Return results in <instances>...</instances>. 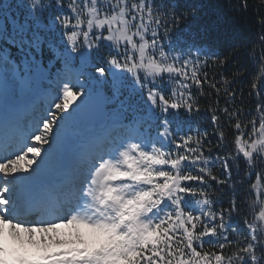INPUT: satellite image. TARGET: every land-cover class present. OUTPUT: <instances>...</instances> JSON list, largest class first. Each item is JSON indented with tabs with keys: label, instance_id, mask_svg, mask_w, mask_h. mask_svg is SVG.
Here are the masks:
<instances>
[{
	"label": "snow or ice",
	"instance_id": "1",
	"mask_svg": "<svg viewBox=\"0 0 264 264\" xmlns=\"http://www.w3.org/2000/svg\"><path fill=\"white\" fill-rule=\"evenodd\" d=\"M183 7L0 0V264H264V0L250 71Z\"/></svg>",
	"mask_w": 264,
	"mask_h": 264
},
{
	"label": "trees",
	"instance_id": "2",
	"mask_svg": "<svg viewBox=\"0 0 264 264\" xmlns=\"http://www.w3.org/2000/svg\"><path fill=\"white\" fill-rule=\"evenodd\" d=\"M240 2L241 0H181L184 6L182 11L198 9L194 17L190 16L185 24L181 25L186 33L197 36L201 40L212 41L213 52L228 54L233 48L239 51L230 72L241 63L248 66L249 71L251 70L244 42L253 40L255 33L259 31L258 27L254 26L255 10L252 8L248 11L243 10ZM256 2L258 0H249L250 5ZM4 47V43L0 41V49ZM12 54H17L15 48L12 49ZM244 85V91L247 93V81Z\"/></svg>",
	"mask_w": 264,
	"mask_h": 264
}]
</instances>
